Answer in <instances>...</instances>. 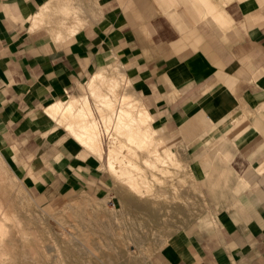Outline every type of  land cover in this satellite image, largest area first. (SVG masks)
Segmentation results:
<instances>
[{"label":"crops","instance_id":"obj_1","mask_svg":"<svg viewBox=\"0 0 264 264\" xmlns=\"http://www.w3.org/2000/svg\"><path fill=\"white\" fill-rule=\"evenodd\" d=\"M167 1L0 0V149L46 198L103 194L99 158L44 110L119 67L210 209L156 264H264V0Z\"/></svg>","mask_w":264,"mask_h":264},{"label":"rangeland","instance_id":"obj_2","mask_svg":"<svg viewBox=\"0 0 264 264\" xmlns=\"http://www.w3.org/2000/svg\"><path fill=\"white\" fill-rule=\"evenodd\" d=\"M195 2L208 6V0ZM167 6L174 11L176 0H168ZM61 13L64 19L75 15L77 22L72 23H80L76 17L79 9L71 7ZM62 17L57 24L65 23ZM102 76L104 82L99 83L98 91L105 96L104 101L95 99L89 80L80 95L62 99L88 100V119L95 124L100 149L80 144L66 128V123L75 122V115L66 117L68 121L47 116L82 147V156L99 158L103 194L46 198L23 185L0 149V264H76L75 259L81 264H156L170 236L210 213L202 203L189 161L162 142L150 120L146 127L154 133L144 146L129 141L125 129H118L121 133L117 130L115 112L122 106L120 96L126 95L136 106L145 107L129 89L119 67H109ZM111 78L116 84L111 89L107 86L110 93L105 83ZM159 154L164 163L159 161Z\"/></svg>","mask_w":264,"mask_h":264},{"label":"bare ground","instance_id":"obj_3","mask_svg":"<svg viewBox=\"0 0 264 264\" xmlns=\"http://www.w3.org/2000/svg\"><path fill=\"white\" fill-rule=\"evenodd\" d=\"M199 2L201 3V1H199ZM108 77H106V79ZM106 79H105V82H106ZM103 80H104V76H102V72H97V73L93 74L90 77L89 83H88V86H89L91 92L92 93L94 92L93 94L95 96V99L99 103L101 101H104V98H105V96H103L101 94V92L98 91V89H99L98 85H99V83L104 82ZM106 83H105L106 87L109 86V88H110L111 86H115L116 79H112L111 78L109 81L107 80ZM110 89H109V91H110ZM110 93H111V91H110ZM111 96H112V94H111ZM120 97H121L120 98V100H121L120 102H121L122 106L119 109L117 108L118 110L115 112V113H117V115H116L117 116L116 117V119H117V122L116 123L117 124H115V125L118 127V128L117 127L116 128H117V130L118 129H122V130L125 129L126 130L127 137L130 139L129 141H132V142L137 143L138 144L137 146H144L145 143L150 140L151 133H154L153 131H151L150 128L146 127V123L151 118V117L149 118V115L150 114H148V112H147L146 109L141 108L139 106H136L133 103V101L128 98V96L123 95V96H120ZM107 98H108V96H107ZM106 100H108V99H106ZM109 105L110 104H107L106 106H109ZM111 107H112V104H111ZM113 110L115 111V109L112 108V110H111L112 113L114 114ZM44 111L46 112V114L48 116H50L52 118H55V119H57L59 117H62V118H65V120H66L67 119L66 117L69 118L71 115H75V118H76L75 122L66 123L65 124L66 125V128L70 131V133H72L74 135L75 139L80 144H85V145H87L90 148H91V146H93V147H98L97 149H100L99 144H98L99 141H97L98 139L96 138V134L97 133L95 132V124H94L93 121H91L90 119H88V114L91 113V108H90V105H89L88 100L86 98H83V99H80V100L75 98V99H71V100H68V101L58 100V101H55V102L50 103L49 105H47V107L45 108ZM134 111L136 113L133 115ZM112 113H110V114H112ZM106 115H108V114H106ZM71 117H70V119H71ZM107 117L109 119V116H106L105 118H107ZM108 119H106V120H108ZM66 121H68V119ZM125 130H124V132H125ZM118 131L120 132V130H118ZM124 132H122V133H124ZM150 144H152V143H150ZM148 147H149V145H148ZM155 151H154V153H155ZM151 152H153V151H151ZM109 153H111V151ZM110 157H111V155H110ZM161 157L162 156L159 154V157H158L159 161L161 163L162 162L164 163L165 160L163 158H161ZM158 159H155V160H158ZM143 160H145V159L143 158ZM144 179L145 178H143V180ZM136 184H134V185H136ZM136 191H138V190H136ZM0 201H2V200H0ZM1 207H2V205H1ZM1 222H2V220H1ZM15 225H17V224H15ZM97 226L99 227V225H97ZM102 226H103V224H102ZM0 231H1V229H0ZM68 240L69 239H67V241ZM69 242H70V240H69ZM79 247H81V246H79ZM45 248H46V246H45ZM111 251L112 250H110V252ZM75 262H76V264H81L80 259H75Z\"/></svg>","mask_w":264,"mask_h":264}]
</instances>
